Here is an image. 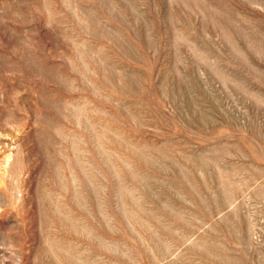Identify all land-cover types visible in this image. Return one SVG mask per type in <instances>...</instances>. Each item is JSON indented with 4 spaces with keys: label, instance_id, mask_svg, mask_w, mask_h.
Returning a JSON list of instances; mask_svg holds the SVG:
<instances>
[{
    "label": "rangeland",
    "instance_id": "374dc122",
    "mask_svg": "<svg viewBox=\"0 0 264 264\" xmlns=\"http://www.w3.org/2000/svg\"><path fill=\"white\" fill-rule=\"evenodd\" d=\"M0 264H264V0H0Z\"/></svg>",
    "mask_w": 264,
    "mask_h": 264
}]
</instances>
